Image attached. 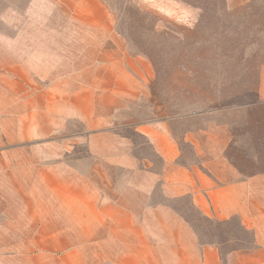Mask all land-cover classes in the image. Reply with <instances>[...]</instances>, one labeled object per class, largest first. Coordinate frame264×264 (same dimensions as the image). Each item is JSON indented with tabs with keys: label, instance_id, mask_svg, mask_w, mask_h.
<instances>
[{
	"label": "rangeland",
	"instance_id": "1",
	"mask_svg": "<svg viewBox=\"0 0 264 264\" xmlns=\"http://www.w3.org/2000/svg\"><path fill=\"white\" fill-rule=\"evenodd\" d=\"M100 1L101 9L95 0H0V220L8 217L16 236L37 237L32 227L40 208L50 222L47 237L56 234L67 243L77 242L76 257L83 264H107L101 260L102 245L86 244L93 236L87 226L95 221L83 208L69 207L64 194L54 195L53 189L65 191L87 172L93 186L114 199V188L125 184L126 175L88 161L85 124L69 118L72 107L86 109L81 98L88 87L86 65L126 63L132 82L135 79L127 83L132 85L129 94L139 96L116 103L125 111L121 121L150 122L160 119L157 115L165 109L169 114L172 105L174 114L194 103L212 105L215 84L220 97L229 93L231 77L243 69L239 56L248 47L257 59L264 46V0H233L231 5L224 0ZM89 14L95 19L109 15L104 36L86 21ZM24 51L36 59L34 73L43 78L30 75L31 85L22 84V63L16 59ZM150 62L155 69L145 67ZM114 84L111 80L106 86ZM75 95L80 100L72 103ZM217 120L225 122L224 117ZM50 123L57 126L55 133H45L49 125L54 127ZM196 123L205 125L207 120ZM189 125L173 123L177 138ZM121 134L135 142L137 155L152 157L133 129L123 128ZM151 162L158 171L160 161ZM181 162L197 163L188 147ZM243 168L257 177L264 173V161ZM254 189L264 191V179L255 180ZM158 195L157 190L155 199ZM170 204L193 226L202 244L219 247L223 259L251 248L253 234L241 229L237 219H206L188 199ZM54 219L61 221L59 228L51 224ZM56 248L67 252L75 247Z\"/></svg>",
	"mask_w": 264,
	"mask_h": 264
},
{
	"label": "crops",
	"instance_id": "2",
	"mask_svg": "<svg viewBox=\"0 0 264 264\" xmlns=\"http://www.w3.org/2000/svg\"><path fill=\"white\" fill-rule=\"evenodd\" d=\"M95 1L101 9V1ZM224 1L231 5L233 0ZM95 18L94 14L86 15L90 26L104 36L109 15ZM260 49L257 59L248 47L239 56L243 69L231 77L229 93L220 97L215 84L212 105L208 101L194 103L177 114L172 105L169 114L165 109L166 113L157 115L160 119L150 122L121 121L125 111L116 103L139 96L129 94L132 85L127 83L135 79L132 82L126 63L101 61L86 65L88 87L81 97L86 109L81 112L72 107L69 118L85 124L87 160L123 171L125 184L115 186L118 196L113 199L95 188L86 172L80 183L65 191L61 187L53 189V194H64L69 207L83 208L93 216L95 224L87 226L93 236L86 244L102 245L104 263L264 264V191L254 189V181L264 179V173L253 177L243 168L253 161H264V46ZM31 55L24 51L16 57L22 63L23 85H31L30 75L43 79L34 73L36 59ZM146 66L155 69L151 62ZM111 80L116 84L110 88L106 85ZM236 83L244 87L235 90ZM78 100V95L70 98L72 103ZM217 117H224L225 122ZM204 119L205 125L196 123ZM174 122L191 124L183 127L181 139L173 130ZM50 124L54 127L49 125L45 133L57 130L55 123ZM123 128L141 136L152 157L137 155L135 142L121 134ZM187 147L197 163L181 162L185 161ZM155 160L160 161L158 171L151 162ZM184 199L206 219L218 223L237 219L241 229L253 234L251 248L235 250L223 259L216 244H202L193 226L170 204ZM37 214L32 227L37 229V237L16 236L15 225L8 217L0 220V264H83L76 257L80 252L77 242L67 243L56 234L47 237L50 222L46 221L45 211L38 208ZM60 222L54 219L51 224L55 229ZM65 244L75 248L67 252L56 248Z\"/></svg>",
	"mask_w": 264,
	"mask_h": 264
}]
</instances>
